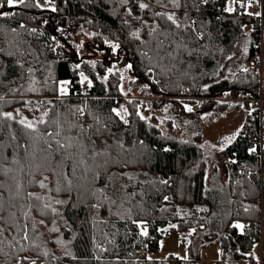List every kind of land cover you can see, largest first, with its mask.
Instances as JSON below:
<instances>
[{
	"label": "trees",
	"instance_id": "1",
	"mask_svg": "<svg viewBox=\"0 0 264 264\" xmlns=\"http://www.w3.org/2000/svg\"><path fill=\"white\" fill-rule=\"evenodd\" d=\"M56 1L55 12L37 0L0 8L10 13L0 15V264H206L198 257L215 242L228 251L223 264H247L239 259L262 237L264 249V158L239 133L221 151L227 187L207 188L214 156L202 134L165 133L141 113L145 100L122 94L121 80L127 74L155 106L179 103L191 117L264 93L256 61L226 76L258 32L252 0H233L232 12L230 0ZM157 13L174 14L179 27ZM59 80L69 81L66 95ZM122 102L128 123L113 111ZM184 103L199 106L189 112ZM25 118L45 122L32 131ZM173 222L191 231L189 259L148 258Z\"/></svg>",
	"mask_w": 264,
	"mask_h": 264
},
{
	"label": "rangeland",
	"instance_id": "2",
	"mask_svg": "<svg viewBox=\"0 0 264 264\" xmlns=\"http://www.w3.org/2000/svg\"><path fill=\"white\" fill-rule=\"evenodd\" d=\"M51 1L52 0H39L40 4L44 5V7H51ZM54 4V6L57 7L56 0H54ZM229 7L233 8V0H230ZM251 10L252 8L248 6V13H250ZM72 22L73 20L71 19L70 23ZM75 38L79 42H84L87 39V36L83 33H77ZM250 42V34H248L243 41V49L241 53L228 65L226 76L232 77L240 70L248 68L249 65L251 66L253 60L251 59ZM130 80L132 79L127 74L123 76L121 80V88L123 89L122 94H124L126 98H140L142 101L145 100L146 106L141 110V113L152 123L159 126L165 133H171L182 139H189L196 134H202L203 140L207 142L210 149L213 151L214 156V159L208 166L206 172V187L213 188L216 185L227 187L229 175L226 160L221 154V148L225 147L224 137L232 136L238 129L240 130L239 133L244 130L249 113L254 111V108L248 104V101H238V98L234 101L233 98H231V102L227 101L229 102L227 111H223L217 115L202 113L199 117H191L183 112L181 104L179 110L177 107L175 108V105L179 103H165L159 105V107L155 106L152 102L154 97L150 94V90L148 88H143L142 86H136ZM61 81L68 80H59V93ZM66 87L68 93L69 83ZM184 104L193 109V105L188 103ZM241 105H243V107H241ZM125 109L127 110L126 113L124 112ZM118 111L121 112V115H123L124 118L126 117L128 108L125 102H122ZM167 122H170L171 126H169ZM241 125H243V128H241ZM213 145H215V147H213ZM262 197H264L263 190ZM172 225H175V227H172ZM166 229L167 231L160 240L159 248L147 252V257L170 262L173 259L188 260V245L191 241V231L180 230L175 222L168 225ZM258 249L259 244L256 245L255 251L257 252ZM220 253L221 246L219 243L215 242L206 246L201 251L198 258L202 259L206 264H214L213 261L220 258ZM229 260L230 259H228V261Z\"/></svg>",
	"mask_w": 264,
	"mask_h": 264
},
{
	"label": "built area",
	"instance_id": "3",
	"mask_svg": "<svg viewBox=\"0 0 264 264\" xmlns=\"http://www.w3.org/2000/svg\"><path fill=\"white\" fill-rule=\"evenodd\" d=\"M51 5L54 4V0L51 1ZM251 6H257L260 9V15L255 16L260 21L258 32L252 36V46L254 49L253 58L259 63L260 81L262 83L264 75V0H254L251 2ZM56 46V40L51 41ZM202 98H199L201 100ZM241 100L248 101V104L254 108V111L249 115L244 130L241 132V139L253 144L256 149V153L263 160L264 158V126H263V110H264V93L261 89L258 95L252 96L250 94L243 97ZM194 109H198V105L194 106ZM82 122H86V118L83 117ZM252 147V148H253ZM228 251L223 248L221 251V257L218 260H214V264H223L228 261ZM240 262H246L247 264H264V249L263 239L259 241L258 251H253L247 257H241ZM172 263H176L175 260H171Z\"/></svg>",
	"mask_w": 264,
	"mask_h": 264
},
{
	"label": "snow or ice",
	"instance_id": "4",
	"mask_svg": "<svg viewBox=\"0 0 264 264\" xmlns=\"http://www.w3.org/2000/svg\"><path fill=\"white\" fill-rule=\"evenodd\" d=\"M123 2H124V3H127V0H123ZM157 2H159V0H157ZM207 2H208V0H204V3H207ZM26 3H27V0H6V4H7L9 7H15V6H17V5H24V4H26ZM173 3L175 4L176 7H179L178 0H173ZM2 7H4V0H0V8H2ZM35 7H37V8H42V7H44V5H41V4L39 3V0H37V2H36V4H35ZM139 7H140L141 9H147V8L149 7V5H148V4H145V3H140V4H139ZM51 10H52L53 12H55V11H57V8H56L54 5H52V6H51ZM224 10L227 11V12H232V11H234V8H232V7H227V8H225ZM130 11H131V10H129V12H130ZM249 14L251 15V13H249ZM0 15L8 16V15H10V13H8V12H0ZM156 15H158V16H160V15H166V16H167V19H168L169 21H171L173 24H175L177 27H179V24L177 23L174 14L157 13ZM255 15L258 16V15H260V13H255ZM45 23H47V21H45ZM21 27H23V25H21ZM60 30L63 31V29H60ZM13 31H15V29H13ZM32 31L35 32V29H32ZM153 31H155V29H153ZM93 35H95V33H93ZM134 35H136V33H134ZM53 39H55V37H53ZM105 42L107 43V41H105ZM78 47H79V46H78ZM119 47H120L119 44H113V45H112V50L115 51V50L118 49ZM0 52H3V49H0ZM10 55H11V54H10ZM90 63H92L93 65H95L96 62H95V61H91ZM75 67L79 68V65H76ZM127 67H128V68H131L132 65L129 64ZM29 71H31V69H30ZM108 71L111 72L112 69L109 68ZM244 71H247V69H244ZM80 75H81V83L83 84L85 81H87V82H88V86L91 87V81L88 80V78H87L86 76H84L83 73H81ZM68 83H69L68 81H61V82H60V93H61V95H66V94H67V87H66V85H67ZM206 88H207V86H206ZM121 91H123L122 88H121ZM225 94L227 95V93H225ZM185 107H186L187 111H189V112L193 111V109H192L191 107H188L187 105H185ZM241 107H243V105H241ZM80 111L82 112V110H80ZM113 111L116 112V115H117V116H120V118H121L122 120H124V123H128V121H127L126 119H124V116L121 115V112H120V111H118L117 109H113ZM126 111H127V110L125 109L124 112L126 113ZM250 114H251V113H249V115H250ZM2 115H3L5 118H8V119H12V118H13L12 113H10V112H5V113H3ZM43 115H44V116H47V112H45ZM141 118H143V117H141ZM44 122H45V121H44L43 119H41V120L37 121L36 123H34V122H32V121L27 120L26 118H25V119H21V120L19 121V123H20L21 125H23V126L26 127L27 129H30V130H32V131H36L37 123H44ZM241 128H243V125H241ZM97 131L99 132V129H97ZM239 132H240V130L238 129L237 132L234 133L232 136L224 137V140H225V146H226L227 144L232 143V141L235 140L236 136L239 135ZM48 135L51 136L52 133H49ZM13 138H15V137L13 136ZM57 144L59 145L60 148H64V147H65L64 144H61V143H60V141H57ZM68 146L70 147L71 145L69 144ZM48 147L51 148V144H49ZM213 147H215V145H213ZM221 151H223V148H221ZM249 151H250V152H255L256 149L253 147V148L249 149ZM5 171H8V170L5 169ZM97 176H99L98 173H97ZM109 179H110V178H109ZM163 183H167V181H163ZM69 184H71V181H69ZM40 187H42V188L46 187V185L43 183V181L40 182ZM57 190H59V189H57ZM97 191L103 192V189H98ZM29 195H30V196H35L34 193H29ZM35 198H36V199H40L39 196H36ZM164 199L167 200L168 197H165ZM113 202H114V201H113ZM57 203H65V201H57ZM94 207H99V205H94ZM245 210L247 211V208H246ZM133 222L135 223V221H133ZM141 223H143V222H141ZM172 227H175V225H172ZM234 227L243 230L244 225L237 223V224L234 225ZM2 231H3V230L0 229V232H2ZM141 234H142V235H147L146 228H145V230H144ZM24 238L27 239V234H26V233H25ZM32 264H35V262L33 261Z\"/></svg>",
	"mask_w": 264,
	"mask_h": 264
},
{
	"label": "crops",
	"instance_id": "5",
	"mask_svg": "<svg viewBox=\"0 0 264 264\" xmlns=\"http://www.w3.org/2000/svg\"><path fill=\"white\" fill-rule=\"evenodd\" d=\"M250 4V3H249ZM250 6V5H249ZM251 8H252V10H251V15H253V16H257V15H255V13H259L260 12V9L257 7V6H254V7H252V6H250ZM247 30H248V32H249V30H250V27H247ZM248 34H250V40H251V36H252V34L251 33H248ZM250 46H251V42H250ZM242 49H243V47H242ZM252 65V64H251ZM250 66V65H249ZM238 101H240L239 99H238ZM244 122V121H243ZM243 124V123H242Z\"/></svg>",
	"mask_w": 264,
	"mask_h": 264
}]
</instances>
